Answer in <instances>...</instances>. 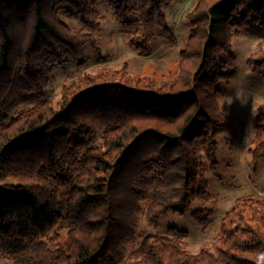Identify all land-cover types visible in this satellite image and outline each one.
Wrapping results in <instances>:
<instances>
[{"label":"trees","instance_id":"trees-1","mask_svg":"<svg viewBox=\"0 0 264 264\" xmlns=\"http://www.w3.org/2000/svg\"><path fill=\"white\" fill-rule=\"evenodd\" d=\"M97 1L0 0V175L14 181L0 185V253L13 264H264V194L235 201L215 250L189 252L174 227L134 244L141 214L158 226L210 199L205 172L217 165L225 120L218 85L236 66L234 27L261 26L247 64L264 69V0H195L175 73L99 69L63 84L55 102L44 95L52 66L99 47ZM103 1L124 23L137 0ZM138 1L143 33L170 0ZM64 9L81 17L79 28L61 19ZM142 40L132 43L146 53ZM251 145L256 160L264 103ZM192 215L203 223L201 211Z\"/></svg>","mask_w":264,"mask_h":264},{"label":"rangeland","instance_id":"rangeland-1","mask_svg":"<svg viewBox=\"0 0 264 264\" xmlns=\"http://www.w3.org/2000/svg\"><path fill=\"white\" fill-rule=\"evenodd\" d=\"M135 2L134 10L129 14L127 22L116 19L113 8L103 0L97 1L95 9L100 17L98 31L99 47L86 45L83 56L77 61L68 58L63 63L52 66L49 82L44 95L58 101L61 97L62 85L75 80L82 74H96L99 69L118 70L124 64L132 75L150 76L154 80L172 75L177 70L180 48L188 38L192 21L187 17L195 0H170L163 6L165 18L160 21L155 17L142 32H138V13ZM61 19L71 28L81 26V17L68 9L61 12ZM239 19L235 16V21ZM232 48L237 62L234 68H226V78L219 83L222 91L219 107L225 114L221 131L216 137L217 165L208 167L204 180L210 199L206 202L195 201L193 210L185 215L168 212L158 226L147 221L144 214L139 216L138 234L134 244L141 242L140 234H169L174 227L186 232L185 248L197 253L201 247L215 250L214 240L220 232L224 214L242 197H261L264 194V148L254 160L249 148L254 134L258 107L264 103V69L253 72L248 58L254 52L262 37L259 24L252 23L244 28L234 27ZM146 40V53L137 49L132 43L136 39L142 43ZM240 92L246 103L235 99ZM32 106V104L25 107ZM95 144L101 143V133L93 137ZM14 182L0 175V185ZM195 211H201L204 218L200 223L193 217ZM60 231L65 232L62 228ZM0 264H13L0 253ZM123 264H128L127 258Z\"/></svg>","mask_w":264,"mask_h":264},{"label":"clouds","instance_id":"clouds-1","mask_svg":"<svg viewBox=\"0 0 264 264\" xmlns=\"http://www.w3.org/2000/svg\"><path fill=\"white\" fill-rule=\"evenodd\" d=\"M235 99H239L242 104L246 103L243 97L241 96L240 92L235 93ZM261 260H264V256H261Z\"/></svg>","mask_w":264,"mask_h":264}]
</instances>
